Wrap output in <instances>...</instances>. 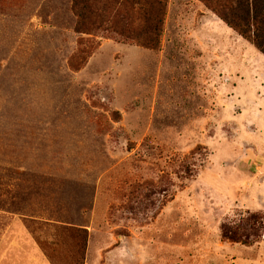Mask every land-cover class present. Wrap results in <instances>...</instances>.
I'll return each mask as SVG.
<instances>
[{"label": "rangeland", "instance_id": "374dc122", "mask_svg": "<svg viewBox=\"0 0 264 264\" xmlns=\"http://www.w3.org/2000/svg\"><path fill=\"white\" fill-rule=\"evenodd\" d=\"M76 22L0 0V264H75L60 227L84 264H264V54L200 0L156 50Z\"/></svg>", "mask_w": 264, "mask_h": 264}, {"label": "trees", "instance_id": "16d2710c", "mask_svg": "<svg viewBox=\"0 0 264 264\" xmlns=\"http://www.w3.org/2000/svg\"><path fill=\"white\" fill-rule=\"evenodd\" d=\"M72 1L77 16L75 26L77 33L105 38L114 36L124 41H135L149 49L160 48L167 0ZM200 1L264 54V0ZM84 42L94 44L96 41L89 38ZM82 64L83 62L73 63V67L78 69ZM60 229L82 239L76 244L79 256L75 264H84L87 230L78 227H60ZM223 236L232 242H240L248 246L257 241H250L249 237L229 231H224Z\"/></svg>", "mask_w": 264, "mask_h": 264}]
</instances>
